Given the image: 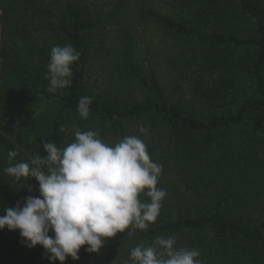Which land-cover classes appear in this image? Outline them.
I'll return each mask as SVG.
<instances>
[{
	"label": "trees",
	"instance_id": "obj_1",
	"mask_svg": "<svg viewBox=\"0 0 264 264\" xmlns=\"http://www.w3.org/2000/svg\"><path fill=\"white\" fill-rule=\"evenodd\" d=\"M66 44L81 54L72 84L49 93L51 49ZM74 127L109 144L139 136L167 195L147 230L65 264H131L158 236L203 264H264V0H0V215L40 195L35 178L4 172L8 152L12 164L46 156L43 140L63 148ZM49 255L0 230V264Z\"/></svg>",
	"mask_w": 264,
	"mask_h": 264
},
{
	"label": "clouds",
	"instance_id": "obj_2",
	"mask_svg": "<svg viewBox=\"0 0 264 264\" xmlns=\"http://www.w3.org/2000/svg\"><path fill=\"white\" fill-rule=\"evenodd\" d=\"M80 55L70 44L52 47L46 73L49 93L71 86L72 66ZM92 102V97H80L81 119L89 118ZM65 130L62 126L61 131ZM73 131L75 139L63 148L43 140L47 155L37 153L30 162L12 164L18 152L10 150V166L4 169L17 181L35 178L40 195L4 209L0 230H19L26 246H43L51 264L57 260L65 264L69 257L79 260L85 245L87 252L99 253L110 238L126 230L128 237L137 229L147 230L157 222L167 195L158 187L163 165L152 159L139 136L127 135L109 144L98 131L79 127ZM138 131L147 134L149 130L141 125ZM199 257L198 249L177 247L174 236H158L130 252L131 264H203Z\"/></svg>",
	"mask_w": 264,
	"mask_h": 264
}]
</instances>
